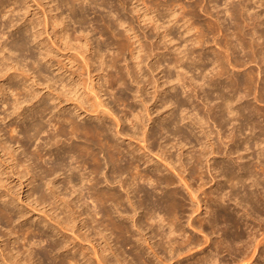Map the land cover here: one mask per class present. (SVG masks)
Returning <instances> with one entry per match:
<instances>
[{
	"label": "bare ground",
	"instance_id": "obj_1",
	"mask_svg": "<svg viewBox=\"0 0 264 264\" xmlns=\"http://www.w3.org/2000/svg\"><path fill=\"white\" fill-rule=\"evenodd\" d=\"M15 1L17 2V0ZM75 1L74 3L71 2L73 4L72 9L75 17H78L79 13L77 12L78 9L76 8L77 5L75 6ZM119 1L122 3L126 2V0H119ZM152 1H154L156 6L161 8V10L156 9L155 7L151 8L146 6L144 4L145 0L142 3L143 4L142 9H139L138 7L136 8L133 7L134 11L137 13L136 17L138 18V20L144 23H147V21H149L148 23H150L149 25H151L150 28L153 31L151 32L153 35L151 34V36L150 35L147 36V38L150 39L149 45H146L145 43L143 44L144 41L143 42L141 41L142 39L138 34L139 31H136V27L133 25V22H129L127 18L126 20L125 17H123L118 13L119 15L116 20L118 24L117 26H122L123 29L124 27L126 28L124 31L125 33L123 32L121 33L119 31L118 32L123 36H125L123 38V40L125 39V41H122V39L121 41L125 42L126 47H128L129 54L131 55V60H132V65L130 64L127 65L126 72L118 67V65L116 64L117 60L115 62H112L111 65H108L105 63L103 59L102 56L103 54L98 55L99 56L98 59L101 60L99 61L101 62L100 69L104 72L105 74L104 77L106 76L105 77L106 83L109 84L110 88L113 90L115 89L116 85H124L128 87L129 84L128 82L130 80L134 83H138L141 86V84L139 83L138 75H140V73L144 71L145 68L143 69L142 64L150 56L156 59L158 58V60L155 59L156 62L153 64V67L149 66L151 72H154V70L161 68L162 62H168L166 55L161 54L158 51L162 49L160 47L161 40L164 41L163 43H167L166 41H168L169 43H173L176 40L174 39L175 38L174 33L172 32L174 26H177L178 29H183L184 33L186 34L192 33L193 30H196V27L194 29V27L191 25V22L188 23V20L190 21L191 19L186 20V17L189 15L194 17L196 15L199 16L198 10L201 7L200 4L199 5L195 4L190 8V10H185L186 8H184V6L181 7L183 3L181 5L178 3L179 0H152ZM156 1L158 2L156 3ZM210 2L214 4L216 0H211ZM245 8L246 6H244L242 10H244ZM143 10L144 12L142 13ZM163 12L167 13V15L165 14L160 15ZM163 16H167V18H169L168 22L164 20L165 18L163 19ZM51 17L54 20V22L58 23V19L60 18L59 16H51ZM250 19L252 20L253 16H251ZM236 20L237 18H235V21ZM259 22L260 25L264 23V21L261 20H259ZM60 23L63 25L62 27L63 34L61 33L60 38L62 37V39L66 41L69 38V34L68 32H65L66 30L65 21L62 19ZM239 25H240L239 23H236L237 26L236 28H238ZM209 26L210 27L214 26V28L216 27L211 23H209ZM221 27H222L221 25H218V28ZM0 28L2 29V27ZM213 29L212 30L209 29L211 30L210 32L212 34H214L215 31L217 32L218 30L217 28H216L217 30L216 29L213 30ZM33 30L36 31L35 29ZM203 31L204 30H201L200 34L192 35L193 39L192 40L190 39L193 42L192 48L189 49L188 47V49H186L185 51L184 50L182 51L179 48H174L176 53L173 52L175 54V57L173 56L174 62L173 61L172 62L176 70H178V75L176 80L178 81L179 85L181 84V88H182L181 90H183L182 93H179L177 91V93L175 92L176 94H174L172 99H167V98L164 99L161 96H159L160 93L158 88L155 91L156 102L162 103L163 108H166L167 106H170V108L172 106L174 107L177 106V108L182 112V115H179L177 113L178 110L176 112L173 111L175 112V114L170 112L171 114L169 113L170 114L169 117H167L165 120L168 121L169 119H172V117L173 119L171 120V122L169 121L170 124L168 125L167 123L166 125L160 124L161 131L166 132L167 134L170 133L171 135L175 137H179L180 140L182 139L184 141L181 140L178 143H173V142L171 143L170 141L168 142L167 140V142L163 141L162 143H159L161 134L153 133L151 136H149L148 135L149 131H147L146 129L144 132H140L141 134L139 133V135H141L140 140L142 143H144L143 152L141 151L142 152L141 156L139 158L137 156H133L132 153L135 154L134 153L135 151L132 150L130 151L132 153L129 152L130 156L125 164L122 163L126 161L125 157L128 154L124 153L125 151L122 149L120 144L116 143L115 141H113V139H111L110 137L111 128L107 126V124L104 121V119L106 120V118H108L109 116H114L115 114L113 115L112 114L113 112H110L111 108L109 109L107 108V104L104 103L103 100H101L98 93H96L95 88H94L95 91L92 88L87 90V91L89 90L91 91L92 89V92L95 94L94 95L95 101L92 100L93 101L92 102L91 99L88 98V95L83 96L85 94L82 95L80 93L81 91L80 85L82 84L84 85V82L81 84V81H76L75 80L76 71L72 72L73 69H71L69 70L71 74H68L70 80H72L71 83H65L63 79L62 80L63 88L61 87L62 90L61 91L57 90V92H55L57 89L54 88V86L56 85L55 82L45 79L43 83L40 80H37L35 76L31 78L32 74H28V71L30 69L26 71L27 68L25 70V67H22V65H20L21 63L18 62L21 59V58L19 59L18 56L20 57V55L22 54L19 55L17 52L18 51L20 52V50L22 48L24 49V47L26 46L24 45L27 43L25 41V38H23L24 40H21L20 42L17 41L18 44L15 41V43L17 44L16 46L14 45L15 47H12L13 45L10 47L8 46V48L7 45L0 46L1 49L0 53L1 52L3 53L6 50L7 53L9 52L11 54V57L7 54L6 55H2V53L0 54V57L2 55V58L0 60V79L5 78L6 80L4 84L3 82L2 85L0 83V95L3 98L6 93L5 92L6 89L4 87L5 84L6 83L8 84L9 80L10 81L16 80L17 78H21L19 81L23 82L22 83L23 86L29 90L27 92V90L25 89L26 93L28 94L30 92L31 97L29 96L28 99V97L25 96L27 94L25 93L23 94V92H25L23 91L24 88L22 92L21 91L22 88L20 89L19 87L20 85H18L19 88L13 87L14 88L13 92L16 91L17 93L16 95L19 96L23 95L22 98L24 97L23 101L22 99H20L21 98L20 97L18 99V102L15 103L13 102L14 104L9 103L10 105L13 106V108L16 111H18L17 112L18 116H22L26 112L30 111V109L34 107L33 100L39 99L41 95L39 94L40 92L37 93L36 90L33 89L36 86L40 87L45 85L46 88L49 90V94L47 95L49 97L52 96L51 101L53 100L54 103L60 106V109H58L59 111L62 110L61 105H63L64 102L67 103L71 101L72 102L76 101L79 107V111L80 110L84 111L86 115L93 117L99 121L97 124L95 125L93 124V126L88 125V123L81 124L76 119L81 116L79 112L76 113L70 112L71 116L69 117L68 116L65 117L63 115L58 116V121L55 122V125H53L57 127L55 133L49 137V144L57 146V154L55 153L52 154L54 156V160H53L54 162H52L53 164H51V167L50 168L48 167L47 170L46 169L45 170L41 169L40 171L37 170L39 173L34 172L39 166L34 168L32 164L30 165L29 162L30 159L24 161L20 160L19 157L16 155V151L12 150V148L9 147L6 143H3V145L0 146L1 153L3 152V157L0 156V190L3 188L6 190L7 186H11L9 189H7V191H5V194L4 193L2 194L0 192V199L3 200L4 204H6L5 205L6 207L4 206L0 207V215L5 216L6 219L8 220V223L14 222L12 217L13 213L8 209V207L10 205H14L15 202L14 200H17L18 197L12 196L14 200L10 198L11 197L10 190L15 191L14 189L15 186L13 187L11 183L10 185H8L9 183L7 184V181H10L11 179H13V177H16L17 180L20 182L19 184L20 187L25 185V183H26L25 185L26 187H31L30 191L33 190V192L30 196H28L29 198L32 197L33 195L34 196L37 195V199H34L33 201L31 200L29 204H26L25 207L26 209H28V211H26L24 208H19V213L21 215V218L26 219L28 213H30L31 211L34 212L38 210V208H40L41 205H43L42 208L44 209L46 208V206L44 205L47 204L48 207L50 206L49 211L48 210L46 211L47 208L45 209L46 212L44 211V214L46 216L45 218L49 221L48 224L46 222L45 227H47V229L50 230L51 234L53 233L55 235H60V237L62 236L64 238L63 241L64 243L62 242L57 243L58 241H55L56 243L53 242V245L50 244H49L50 246L48 245L51 254L46 256H51V257L47 259V261L48 260L50 261V262L48 261L47 263L80 264L79 263L80 256L79 257L77 256L78 257L77 258L76 255L77 253L80 254L82 249L80 250L76 249L74 242L72 241L74 239L71 240L70 238L71 237L75 239L79 238V240L83 239L86 242L90 238L92 239V237L96 238L95 236L97 237L100 236L101 240L104 241L105 245L101 247L99 244V246L101 247L100 251L96 249V247H94L95 249L94 254H96L97 257L96 258L97 264H132L134 263V261L140 264H221L222 261L219 259L220 255L223 253H229V254L233 253V251L236 250L235 249L236 247H234L236 245H239L238 251L240 252V255L239 254L238 255L239 258L240 256L242 257V259L240 258L242 260L241 264H264V125L258 119V116L262 115V112L260 113L261 110L259 109L258 110L256 108L253 109V106L250 102L243 103L242 105L243 99L248 98V95L237 96L238 95L237 92L233 93V95H227V91L225 89L228 90L229 88L223 85L219 81L223 77L224 72L226 71V67L224 64L223 57L218 53H216L217 59L215 60V62L216 63L220 62L218 66L219 69L215 70V74L213 75L212 78L215 80V78L217 77L218 79H216L215 81L212 80L210 84L206 83L207 77L205 73L207 70V66L206 64H204L205 53H206L204 51V48L206 47L205 45L206 43H208L210 39H214L213 38L214 35L211 38L209 37L211 33L208 35L203 34L206 33ZM40 33H41L40 31L39 33L36 32V36L38 38L41 36ZM255 35L258 37L259 40L264 39V32H262L261 34L255 32ZM22 37L23 36H19V38ZM19 38L17 39L19 40ZM75 39L80 40L77 37H75ZM159 39L161 40L158 41ZM70 42H68L67 44H69ZM52 44H56V43H52ZM48 49L50 50L45 51V59H49L48 61L52 60L53 62V58H55L54 57L55 55H53L54 51H52L51 48ZM59 49L61 50V48ZM90 50L91 49L88 48L87 50L86 48V50L84 51L87 54L85 53L86 55H84L83 53V57H82L83 60L85 61V65L87 69H89V67L92 68V66H94L93 63L94 61H91L90 59L91 55H88V52H90ZM94 52L97 53V51ZM15 54L19 60L14 59L16 58ZM42 55H44V53ZM114 59L116 58H113V61ZM188 60L193 61L194 64L199 63L195 67L196 68L195 71H199L197 76L202 78V81H195L194 77L188 76L190 72L185 68V62ZM170 66H172V64L168 62L167 68ZM65 67L66 66L62 64L59 70L62 69L67 70ZM108 67L117 68V71L115 72L116 75H114L112 71L108 72L107 70ZM74 68H76V66ZM11 71H13L12 74L9 73ZM92 71L93 70H91V72ZM105 71H107V73H105ZM78 73L79 72L77 71V75ZM165 77L168 78V75H166ZM126 78L127 79L129 78L130 80L128 81L126 80ZM30 81H31V85L27 87L26 85H28ZM16 82L15 85L19 83L18 82L16 84ZM194 82L196 83L198 82L199 84L198 85L196 83L194 84ZM11 84H14V81L11 82ZM144 84L145 85L143 87H139L137 94H138V98L141 100L145 113L148 117L147 120L148 124L146 123L147 125L146 124L144 125V128H147L149 126V123L155 122V119L152 118L153 113H151V108L149 106L148 101H146V99L144 98L145 94L148 93L147 86H149L152 83L148 81L147 85L146 83ZM207 85L208 86L213 85V87L218 88L216 90L217 96L214 97L204 88ZM12 86H9L10 90H12L11 88ZM53 88L55 89V91ZM84 88L87 89L86 87ZM175 88L173 86V89ZM197 88L203 92V97H202L203 103L201 106L195 105L194 104L195 100L193 101V103L191 101L192 100L191 97H193L192 91L196 90ZM224 90L226 91V93L224 92ZM189 91L190 93L191 92L192 93L189 94ZM54 93L55 95H53ZM93 93H89V95ZM164 93L165 91H162V94ZM25 97L27 98L25 99ZM263 97H264V92L262 91V93H260V97H256L255 99L263 100ZM190 101H191V106L195 112H192L193 114L189 113V115H187L185 113L186 115H183L184 114L183 112H185L188 109L187 106L189 104L188 102ZM37 102L40 103L41 108L38 111L34 112L33 113L34 115L38 114L39 112L41 113L45 112L46 110L49 109V107L45 105L46 104L45 99L42 100V98H40ZM24 103L25 104L27 103L28 105V107L25 108L26 111L22 109L23 107H20ZM206 107L207 109H205ZM125 117H122V119ZM136 118L138 119V116ZM188 120L190 122H186ZM117 121L120 125L121 122L120 118ZM41 122L42 121L39 122L35 121L34 123H32V125H29L30 127L27 126L28 128L22 131L24 138H27L29 141H37L40 135L45 132L44 124H42ZM65 123H68L69 125L67 124L65 125ZM173 124L176 126L175 130L171 129V126ZM180 124H184L186 125V127L189 126L193 138L191 137V135H189L190 133L188 134L189 131L186 132L185 130L182 129L183 127L182 128L180 127ZM211 124L214 125L215 129L211 127ZM136 125L137 124L132 122V127H133L132 129L135 131L137 130L140 131L138 128H136ZM67 126L69 127L67 128ZM196 129L198 130L196 131ZM121 130L117 131V134L119 136H121L122 134L128 135V133H126L124 129ZM247 130L251 131V133H249L250 136L246 135ZM15 131L16 130L14 129L13 132ZM135 131H134V135H137L135 134L136 133ZM81 138H83L84 140L83 144L74 142L75 140H79ZM67 139L73 140L74 143H69L70 146L66 149H64L65 147L63 148L59 147L60 143L62 141L65 142V140ZM188 144H191L192 148L194 149L193 154L191 153L190 155L191 157L189 159L192 165L191 168L189 169L191 170L190 174L192 173V177L195 180L200 181V184L197 183L198 187L196 190H194L193 184L191 183L193 189H190V195H191L190 200L192 201L188 202L189 198H187L186 194L181 192L180 188L178 187L174 188L172 192H165V194L163 193L164 194L163 197L161 198L158 197V195L156 194L157 186L161 188V186L164 185V189H166L167 191V188L171 186H175L177 183L175 182V179L165 176L163 177V175H162L163 178L161 176H158L159 174H161V172H163V168L161 164H158L157 162L153 164L155 166L153 170L156 171L155 174H149L147 172H143V170H141L140 167L141 161L144 159V163L147 167L148 164L152 162V160L150 161V154H153L156 148H159V151L157 150L159 153L158 152L155 153L156 156H158L159 159H161V161L164 162V164H166L167 168L170 167L169 169H172L173 171L179 170V174L177 173V175L181 177L180 181H182L183 184L185 183L187 189H189L191 188L190 187L191 184H188L187 183L188 180L185 178V176H182L180 174V172L182 173L183 170H186L185 169L186 163L182 158L185 156L183 149ZM197 146L199 148L195 149V147ZM173 150L180 151L178 155H176L177 158H175L174 153H172ZM42 151L43 149L37 148L36 156L43 158ZM101 153H104V158L106 160L104 162L105 163L104 165L109 168L110 171L109 174H108L109 171L107 173L103 172L104 165L102 164L99 157ZM145 158L147 159L145 160ZM74 160H76V162H83V164H85L87 160L91 161L93 167L92 172L95 176L93 175L92 178H86L84 177V174L83 176H81L82 174L79 175L76 172L77 169H79V167L74 166V162H73ZM177 163H179V167H177L178 166ZM63 170H65V173L67 174L65 179H66L67 187L68 186L69 187L66 188L67 191L70 189L69 190L70 192L68 191L69 192L68 195L67 194L65 195L60 190L59 184L55 179L52 178L53 176L58 175ZM124 175L127 176L123 178ZM3 176L5 177L7 176L6 177L7 181L3 179L4 178ZM128 176H130V178L132 179V183L128 182ZM36 182H38V185L35 186ZM84 182L90 183V185L88 184L90 187L89 186L88 187H89L90 199L94 203L93 208L92 206L90 207L88 205L87 200L83 196L84 189L82 188V183ZM103 183H105L106 186L102 187ZM146 183H148L151 186V188H147ZM210 183H214V185L208 187ZM43 186H47L48 191L46 189H43L42 188ZM42 189L44 190V193H46L45 190L48 193L41 194ZM29 200L30 199H28V201ZM16 205L14 206L15 208L17 207ZM188 212L191 213L188 216L192 217V221L188 222L189 228H192L193 230L199 232L201 235H204L205 238L203 236L202 237L206 241L205 244H207L210 241L209 238L210 235L214 234L215 236L216 235L219 236L218 239L215 237L216 238L215 239L216 241L214 242L215 248H213L215 249L214 250L215 254L213 252L212 254L211 251L207 253L206 249L204 251H201L200 253L195 254L194 250L201 245L202 238H200L199 235H198L199 237L198 236L191 237L187 235V229L184 227L185 225H183L184 223L182 219L187 216L186 214ZM157 213H159L160 215H157ZM161 213L163 215H161ZM203 214L205 216L202 217ZM21 218L19 217V219ZM37 222L39 224H41L42 222L44 223V221L41 220L40 218L37 220ZM51 223H53V225ZM79 225H81L82 227L81 230L79 229L80 228ZM19 226L20 227L18 229L19 230L18 233L21 232L22 234L26 235V237L23 235L25 241L23 243V248L26 245H31V247L32 246L35 247L36 245L39 246L40 244L42 245L41 243L42 240L37 239L36 242H33L34 240L32 241L31 235L33 236L34 231H36L31 228L32 224L31 226L28 225L29 227L28 226L23 227V225L22 227L21 225ZM84 228L87 229L86 232L81 233ZM38 231L40 233V230ZM70 231L73 235V236L70 235L71 237L68 236L67 234ZM77 232H79V234ZM108 235L111 236L115 235V240L117 239V242L114 243L115 244L114 247L112 246L113 244L111 245L110 243L111 241H109L111 239L108 237ZM48 237H50V235ZM52 238H54V236ZM154 239H156V241L152 242ZM94 240H97V238ZM19 241L17 243L21 242ZM131 244H132V248L136 252V255H134L135 257L132 259V261H129L125 256L126 254H124L122 251V246L131 245ZM6 245L5 247H7ZM72 250H74V252H71ZM28 251L30 250L28 249ZM34 251L32 250L30 252L26 251L28 253L27 255L23 251V249H21L20 251L18 249L17 254L20 255L21 253L20 255L21 257H18L19 255L17 256L14 255L16 256L14 257L12 255L14 253V252L12 253V250L9 251L8 254L11 263L13 262L14 264H22V263L33 264L34 262L32 261H34L33 259L36 258V257L34 258V255L38 254L39 256H41V253L39 254V250L38 252H34ZM66 251L67 254H64V252L66 253ZM47 252L48 250L46 251V254ZM108 252L109 255L112 256L113 260L109 258ZM24 253L26 256L23 257ZM53 253H56V255L52 256ZM201 253L202 255L197 257ZM4 255L2 256L3 258L2 257L0 258H2L3 259L2 261H4L5 263V261L7 260L9 261V259L6 260L5 258L6 256L4 257ZM81 257L83 258L82 260L80 259V262L85 260V262L83 261L84 264H94V262L91 260V257L89 258L88 256H86V253L84 251L81 252ZM191 257H194V259H191ZM190 259L192 261H190ZM8 261L6 263H8ZM39 263L41 264V261Z\"/></svg>",
	"mask_w": 264,
	"mask_h": 264
},
{
	"label": "rangeland",
	"instance_id": "obj_2",
	"mask_svg": "<svg viewBox=\"0 0 264 264\" xmlns=\"http://www.w3.org/2000/svg\"><path fill=\"white\" fill-rule=\"evenodd\" d=\"M74 1L69 0V2H68V0H17V2H16L15 0H0V5H1V7H0V27H2V29L0 28V30H1L0 31V46L1 45H3V46L7 45V48H8V46L10 47L13 45L12 47H15L18 44L17 41L20 42L21 40H24L23 38H25V41L27 43L25 42L26 44H24V45H26L25 46L26 48L25 47H24V49L22 48L21 50L23 52L20 50L21 53L19 51L17 52L19 55L22 54V55H20V57L18 56V58L19 59L21 58L20 60H22V61H20L16 57L17 53L15 54L16 58H14V59L15 60L18 59L19 61L18 60L17 61L21 63L20 65H22V67H25V70L27 68L26 71H28L29 69L31 70V71L30 70L28 71V74H32L31 78H33L35 76L36 79L40 80L41 82H43L45 79L46 80L48 79L50 81L55 82L56 85L54 86V88L55 89L57 88L56 91L53 88L55 92H57V90L58 91L62 90V88H63L62 80L63 79H64L63 81L65 83H71L72 80H70L69 75H68V74H71V72L69 71L71 69H73L72 72L76 71L75 80L81 81V84L84 82V85L83 84L80 85V90H81L80 93L82 95L85 94L83 96L88 95V98H90L91 101L92 100L95 101V99H94L95 94L92 92V89L94 91L96 89V93H98L101 100H103L104 103L107 104V108L108 109L111 108L110 112H113L112 113L113 115L115 114L114 116H109L108 118H106V120L104 119V121L107 124V126H109L111 128V131H110L111 139H113V141H115L116 143L120 144L122 149L125 151L124 153L128 154L125 157L126 161H124L122 164H125L127 162V159L129 158L130 153H132L130 151H132V150L135 151L134 153L136 154L135 155L132 153L133 156H137L138 158L141 156V154L143 152L144 143L141 142V140H140L141 135H139V133L144 132L146 129H147V131H149L148 132L149 136H151L153 133H160L161 134V138H160L159 143H162L163 141L167 142V140H168V142L170 141L171 143L172 142L178 143L179 141L182 140V139L180 140L179 137H175V136L171 135L170 133L167 134L166 132L161 131V128H160L161 125L160 124L166 125V123H167V125H168V124H170L171 120L173 119V117H172V119H169L168 121L165 120L171 114L170 112L175 114V112L178 110L177 113L179 115H182V112H181V110H179L177 108V106H175L176 108L174 106H172L171 108H170V106H167L169 108H167V107L163 108L162 103L156 102L155 91L158 88L159 93H160L159 96H161L164 99L165 98L172 99V97L174 96V94L177 93V91L179 93H182L183 90H181L182 89L181 84L179 85L178 81L176 80L177 75H178V70H176V68L174 67V64H173V62H174L173 59L175 57L174 53H176L174 48H179L182 51L183 50L185 51L186 49H188V47H189V49L192 48V46H193L192 45L193 42L191 41L193 39L192 35L200 34L201 30H204L203 32H206V33L202 32L203 34H207V35L210 34L211 33L210 31L214 28V26L210 27L209 23L216 26L213 30H215L216 28L218 30L216 29L217 32L215 31L214 34H212V33L210 34L209 37L212 38L214 35V37H213L214 39H210L208 41V43H206V45H205L206 47L204 48V51L206 52L204 64H206V66H207L206 73L204 72L206 77H207L206 83L210 84L211 81L214 80L212 78H213V75L215 74V70L219 69L218 66H219L220 62L219 63L215 62V60L217 59L216 53H218L223 57L224 64L226 67V71L224 72L223 77L219 81L223 85H225L229 88L228 90L225 89L227 91V95H233V93H235V92L238 93L237 96L248 95V98L243 99L242 105H243V103L250 102L253 106V109L256 108L257 110L258 109L261 110L260 113L262 112V115L258 116V119L264 125V97H263V100H261L260 98H259L260 100L255 99L256 97H260V93H262V91L264 92V39L259 40L258 37L255 35V32L256 33L258 32L259 34L264 32V23L262 25H260V22H259V20L264 21V0H248V1L247 0H219V1L216 0L215 3L213 2L214 4H212V2H210L211 0H179L178 3L180 5L183 3L181 5V7L184 6V8H186L185 10H190V8L193 5H195V4L199 5L200 4L201 7L198 10V13H199L198 15L201 17H199L197 15H196L197 17L191 16V15L187 16L188 18L186 17V20L191 19L190 21L188 20V23L191 22V25L194 27V29L196 27V30H193L192 33L186 34V33H184L183 29H178L177 26H174L172 29V32L174 33V37H175L174 39H176V40L173 43H169L168 41H166L167 43H163L164 42L163 40H161V39L158 40V41L161 40L160 41L161 42L160 47L162 48L161 50L159 49L160 51H158V52L166 55L168 62L171 63L172 66L167 68L168 62H162L161 68H158V69L154 70V72H151V70L149 69V66L153 67V64L156 62L155 61L156 58L150 56L148 58L149 60L146 59L145 62L142 64L143 69L145 68L144 71H142L140 73V75H138L139 76L138 77L139 83L141 84V86L138 83L132 82L129 78L128 79L126 78V80L131 81V82L130 81L128 82L129 83L128 87H126L124 85H116L114 90L111 89L109 84L106 83V80H105L106 76L104 77L105 74L100 69L101 68V66H100L101 62H99V61H101V60L98 59V57H99L98 55L103 54L102 55L103 59H104L105 63L108 65H111L112 62H115L117 60L116 64L118 65V67L120 69L124 70L125 72L127 69V65L128 64L132 65V60H131V55L129 54V49H128V47H126L125 42H122V41H125V39L123 40V38L125 36H123L122 34L119 33V32L125 33L124 31L126 28L124 27V29H123L122 26H117L118 24H117L116 20H117L119 14L122 15L123 17H125V19L127 18L129 22H133V25L136 27V31H139L138 34L140 35V38L142 39L141 41L142 42L144 41L143 44L144 43L146 45L150 44L149 43L150 39H148L147 36H149V35L151 36V34H152L151 32H153L150 28L151 25H149L150 24V23H148L149 21H147V23H144V22H141L140 20H138V18L136 17L137 13L134 11V8H136V7H138L139 9L143 8L142 3L144 0H126L125 3L124 2L122 3L119 0H96V1L95 0H83L84 2L80 1V0H76L75 6L77 5L76 8L78 9L77 12L79 13L78 17H75L73 9H72V5H73L72 3H74ZM146 1H148V2H146ZM151 2H153V3H151ZM157 2L158 1H156V3ZM68 3H70L71 5ZM144 4L148 7H151V8L155 7L156 9L161 10V8L156 6L154 1H152V0H145ZM244 6H246V8L244 10H242L244 8ZM55 9H57V10H55ZM51 10H53V11H51ZM143 12H144V10L142 11V13ZM164 14L167 15V13H165V12L161 13L160 15H164ZM168 15H170V14H168ZM51 16H59L60 18L58 19V23L54 22V20L52 19ZM251 16H253L252 20L250 19ZM48 17H50V18H48ZM244 17H245V19H244ZM76 18H78V19H76ZM235 18H237L236 21H235ZM62 19L65 21V24H66L65 32H68V34H69V38L66 40L67 42L64 39H62V37L60 38L61 33H62V27H63V25L60 23V21ZM163 19L166 22H168V20H169V18H167V16H163ZM35 22H37V23H35ZM139 22H141V23H139ZM205 23H207V24H205ZM236 23L240 24L238 28H236L237 27ZM166 25H168V24H166ZM218 25H221L222 27L218 28ZM208 28L211 30H209ZM33 29H35L36 31H34ZM219 29L222 31H220ZM39 31L41 32L40 33L41 36L38 38L36 36V32L39 33ZM114 31L116 32V34ZM119 34L121 37L119 36ZM74 35H76V36H74ZM145 35H146V37H145ZM19 36H23V37L19 38ZM72 37H74V38H72ZM75 37H77L80 40L75 39ZM17 38H19V40ZM121 39H122V41H121ZM146 40H148V41H146ZM15 41L17 44L15 43ZM68 42H70L69 43L70 45L67 44ZM52 43H56V44H52ZM47 44H48V46H47ZM73 47H74V49H73ZM166 47H168V48H166ZM48 48H51V50L54 51V53H55V54L53 53V55H55L54 56L55 58H53L54 63L52 62V60L48 61L49 59H45V51L50 50ZM59 48H61V50ZM86 48H87V50H88V48L91 49L90 52H88V55H91L90 59H91V61H94L93 62L94 66H92V68L89 67V69H87V67L85 65V61L82 58L83 53H84V55L87 54L84 51V50H86ZM94 51H97V53L98 52L99 53L97 54ZM42 52L44 53V55H42L43 54ZM81 53H82V56H81ZM92 53L95 54L97 57L95 55H93ZM6 54L11 57V54L9 52L7 53V51L5 50L2 53V55H6ZM2 55L0 57V60L2 58ZM9 56H7V57H9ZM73 58H74V60H73ZM113 58H116V59H114V61H113ZM55 60H58V61H55ZM156 60H158V58ZM198 60H199V58H198ZM188 61L185 62V68L187 70H189V72H190V74L188 76L194 77L195 81H202V78L197 76L199 71H195V69H196L195 67L199 63L194 64L193 61H190V60H188ZM59 63H61V64H59ZM62 64L66 66L65 68L67 70H65V69H64L65 71L63 69L59 70V68ZM75 66H76V68H74ZM78 68H79V70H78ZM83 69H85L87 71H85ZM88 70H90V71H88ZM91 70H93V71L91 72ZM107 70H108V72L112 71V73L114 75H116L115 72L117 71V68H109L108 67ZM77 71L79 72L78 75H77ZM9 73L12 74L13 71H11ZM105 73H107V71H105ZM166 75H168V78L165 77ZM125 77H126V74H125ZM141 77L144 79H142ZM173 78L175 81L173 80ZM20 79L21 78H17L16 80H11V81L9 80V82H8L9 85L6 83L7 85L5 84V86H4L6 89L5 92L6 93L8 92V93L7 94L5 93V96L3 98L0 95V146L3 145V143H6L9 147L12 148V150L16 151V155L19 157L20 160L24 161V160L30 159L29 160L30 165L32 164L34 168L39 166L34 171L35 173L36 172L39 173L38 171H40L41 169L47 170L48 167L49 168L51 167V164H53L52 162H54L53 161L54 156L52 154L53 153L57 154V146L49 144V137L55 133V130L57 127H55L53 125H55V122L58 121V116L63 115L65 117L66 116L69 117V116H71L70 112H72V113L79 112L81 116L79 118H76V119L81 124L82 123H84V124L88 123V125L93 126V124L95 125L99 121L93 117L86 115L84 111H81V110L79 111V107H78L76 101H73V102L71 101V102H67V103L64 102L63 105H61L62 110L59 111L58 109H60V106L57 105L56 103H54L53 100L51 101L52 96L49 97L47 95V94H49V90L46 88L45 85L40 86V87L36 86L37 88L35 87L33 90H36L37 93L40 92L39 94H41V95H40L39 99L40 98H42V100L45 99V103H46L45 105L47 107H49V109L46 110L45 112H42V113L39 112L38 114L34 115L33 113L38 111L41 108L40 103L37 102L39 99L38 100L35 99V100H33L34 107L32 109H30V111L26 112L24 115L18 116L17 115L18 111H16L13 108V106L10 104L13 102L14 103L18 102V99L20 97H21L20 99H22V101L24 100V97L22 98L23 95L19 96V95H16L17 94L16 91L13 92V89H14L13 87H16V88L20 87V89L22 88L21 91L24 88L23 91H25L26 87L23 86V84H22L23 82L19 81ZM151 79H152V81H151ZM216 79H218V78L216 77L215 80ZM13 81H14V84H11V82H13ZM148 81H150L152 84L147 86L148 93L145 94L144 98L149 103V106L151 108V113H153L152 118L155 119V122L149 123V126L147 128H144V125L147 123L148 117L145 113V110H144V107L141 103V100L138 98L137 93H138L139 87H143L145 85L144 83H146V85H147ZM2 82H3V84H4V82H6L5 78L0 79L1 85H2ZM15 82H16V84L18 82L19 83L17 85H15ZM168 82H171L173 84L168 83ZM195 83L196 82H194V84ZM196 84L198 85L199 83L197 82ZM18 85H20V86L18 87ZM30 85H31V81L26 86L28 87ZM9 86H12L11 87L12 90H10ZM173 86H174V88L175 87L176 88L173 89ZM211 86L207 85L204 88L210 94H212L215 97V96H217L216 90L218 88L213 87V85H211ZM84 87H86L87 89H85ZM90 88H92L91 91L90 90L87 91ZM26 90H27V92L29 91L28 89H26ZM222 90H223V88H222ZM225 90H224V92L226 93ZM162 91H165V93L162 94ZM192 92H191L192 96H193V97H191L192 103L195 100L194 104L201 106L203 103L202 102L203 92L200 91L198 88ZM24 93L27 94L26 91L23 92V94ZM89 93H93V94L89 95ZM191 93L189 91V94H191ZM53 95H55V93ZM17 96H19V97H17ZM25 96H27L29 99L30 92ZM139 96H140V94H139ZM183 96H185V95H183ZM27 97H25V99ZM191 101L188 102L189 104L187 106L188 107V109L186 110L187 112L186 111L183 112L184 113L183 115H186V114L189 115V113L193 114L192 112H195L191 106ZM196 102H197V104H196ZM20 107H23L22 109H24L26 111L25 108H27L28 105H27V103L26 104L24 103ZM173 107H174V109H173ZM205 109H207V107ZM173 111H175V112H173ZM178 114H176V115H178ZM115 116L117 117V119ZM137 116H138V119L136 118ZM122 117H125V118L122 119ZM119 118L121 121L120 125L117 121ZM35 121H37V122L42 121L41 123L44 124L45 132L40 135V137L38 138L37 141H29L27 138H24L22 131L25 130L26 128H28L27 126L32 125V123H34ZM132 122L137 124L136 128H138L140 130V131L137 130L138 133H137V131L132 129L133 128ZM186 122H190V121L188 120ZM66 124L69 125L68 123H65V125ZM68 127L69 126H67V128ZM180 127L181 128L183 127L182 129L185 130L186 132L189 131L188 134L190 133L189 135H191V137L193 138V136L190 132L189 126L186 127V125L180 124ZM211 127L213 129H215L214 125H212V124H211ZM14 129L16 130L15 132H13ZM121 129H124L125 132L128 133V135L122 134L121 136H119L117 134V131H119ZM171 129L175 130L176 126L173 124L171 126ZM197 130L198 129H196V131ZM134 131L136 132L135 134H137V135H134ZM121 132H122V130H121ZM246 133H247L246 135L250 136L249 133H251V131L247 130ZM193 135H194V133H193ZM136 136H137V138H136ZM165 137H166V139H165ZM182 141H184V140H182ZM188 141H186V142H188ZM74 142L79 143V144L80 143L83 144L84 140H83V138H81L79 140H75ZM74 142H73V140L67 139V140H65V142L62 141L60 143L59 147H62V148L65 147L64 149H66L70 146L69 143H74ZM163 146H164V143H163ZM37 148L43 149V151H42V154H43L42 157L43 158L36 156ZM198 148H199L198 146L195 147V149H198ZM157 150L159 151V148H156L154 153L150 154V161L152 160V162H150L147 167L144 163V159L141 161V165H140L141 170H143V172H147L149 174H155L156 171H153L155 168V166L153 164H155V162H157L158 164H161V166L163 168V172H161V174H159V175L157 173V175L161 176V177L163 175V177L165 176V177L175 179V182L178 185L176 184L177 186L175 185V186H171V187L167 188V191H166V189H164V185H162L161 188L156 185L157 186V190H156L157 193L156 194L158 195V197L161 198L164 196L165 192H172L174 190V188L178 187V188H180L181 192L186 194V197L189 198L188 202H191L192 200H190L191 199L190 189H193V187H194V190H196L198 187V184H200V181L195 180L192 177V173L190 174L191 170H189L192 166L189 159L191 157L190 156L191 153L193 154V150H194L192 148V145L188 144L183 149L185 156L182 159L186 163L185 169L187 171L183 170L182 173L180 172V174L182 176H185V178L188 180L187 181L188 184H191V183L193 184V187L191 184V186H190L191 188H189V189H187V186L185 185V183L183 184V182L180 181L181 177H179V175H177V173L179 174V170L173 171L172 169H169L170 167L167 168L166 164H164V162H162L161 159H159V157L156 156L155 153L158 152ZM179 152H180L179 150L178 151L173 150L172 153H174L175 158H177L176 155H178ZM0 153H1V149H0ZM0 156L3 157V152L0 154ZM99 157H100L102 164L104 165L105 164L104 162L106 161L104 158V153H101ZM146 159L147 158H145V160ZM73 162H74V166L79 167V169H77V171H76L79 175L82 174L81 176H83V174H84V177H86V178H92L93 177L94 174L92 172L93 167H92L91 161L87 160L85 164H83V162H76V160H74ZM177 164H178L177 167H179V163H177ZM108 171H109V168L104 165L103 172L107 173ZM109 173H110V171L108 172V174ZM66 176H67V174L65 173V170H63L58 175H55L52 178L57 181V183L60 186V190L65 195L66 194L68 195L70 192L69 191L70 189L68 190L69 191L68 192L67 188L69 186L67 187V184H66V179H65ZM126 176L127 175H124L123 178H125ZM3 177H4L3 179H5V181H7V178H6L7 176L6 177L3 176ZM128 182L132 183V179L130 178V176H128ZM10 183L13 187L15 186L14 189L16 192L13 190H10L11 197L10 196L9 197L13 200H14L13 197H18V199L14 200L15 201L14 205H10L8 207V209L10 211H12V213H13L12 214L13 221H14L13 223H8V220L6 219V217L3 215H0V257H2L5 254L4 257L6 256L5 257L6 260L9 259V261H10L9 262L7 260L8 263L14 264L13 262L11 263V260H10L9 254H8L9 251L12 250V253L13 252L14 253L13 254L11 252L10 253L13 256L14 255L17 256V255H19V254H17L18 249H19V251L21 249H23V251L27 255H28L27 252H30L31 250L34 251L35 249H37L34 252H38V250H39V254L41 253V256H39L38 254L34 255V258L35 257L36 258L33 259L34 261H32V262H34L35 264L36 263L40 264L39 262L41 261V264H49V263H47L49 261V260L47 261V259H49V257H51V256H46V255L51 254L49 251V246L53 245V242H55V241H58L57 243H61V242L64 243L63 242L64 238L62 236L60 237V235H55L53 233L51 234L50 230H48L47 227H45L46 222L48 224L49 221L45 218L46 216L44 214V211L46 208H47L46 211L47 210L49 211L50 206L48 207L46 204V205H44V206H46V208L44 209V208H42L43 205H41L40 208H38V210H36L34 212L31 211L30 213H28L26 219L21 218V215L19 213V208H24L26 211H28V209H26V207H25L26 204H29L31 202V200L33 201L34 199H37V195H35V196L33 195L32 196L33 199H32V197L29 198L28 196H30L32 194L33 190L30 191L31 187H26L25 186L26 183H25V185L20 187L19 186L20 182L17 180L16 177H13V179H11L10 181H7L8 185H10ZM85 183H87V182L82 183V188L84 189L83 190L84 191L83 196L87 200L88 205L90 207L92 206V208H93L94 203L90 199V194H89L90 183H87V184H85ZM103 184H102V187L106 186L105 183H103ZM36 185H38V182L35 183V186ZM211 185H214V183H210L208 185V187H210ZM146 186H147V188H151V186L148 183H146ZM10 187L11 186H7L6 190L3 188L0 190V192L2 194L3 193L5 194V191H7V189H9ZM42 188L47 190V186H43ZM43 189L41 190V194L44 193ZM46 190H45L46 193H44V194L48 193L47 192L48 190L47 191ZM7 199H8V197H7ZM28 199H30V200L28 201ZM13 200H11V201H13ZM0 205H1L0 207H3V206L6 207L5 206L6 204L3 203L2 199H0ZM15 205L17 206L16 208L14 207ZM196 206H197V204H196ZM189 208H190V206H189ZM42 209H44V210H42ZM190 214L191 213L188 212L186 214L187 216L182 219V221L184 223L183 225H185L184 227L187 229V235H189L191 237L199 235L200 238H202V243L200 245L201 247L199 246L200 248L197 247L194 250L195 254L200 253L201 251H204L205 249L207 250V253H209L210 251H211V253L212 252L214 253L215 252L214 251L215 249H213V248H215L214 242L216 241L215 239L216 238L218 239L219 236H217V235L215 236L214 234H212L210 236L208 235L210 238V241L207 244H205L206 241L204 239L205 238L204 235H201L199 232L193 230L192 228H189L188 222L192 221V217L188 216ZM115 215H117V214H115ZM157 215H160V214L157 213ZM161 215H163V214L161 213ZM18 216L21 219H19ZM203 216H205V215L203 214L202 217ZM39 218L41 220H43L44 223L42 222L41 224H39L37 222V220ZM26 221H27V223H26ZM31 224H32L31 228L33 230H36L33 233L34 235L33 236L31 235L32 241L34 240L33 242H36L37 239L42 240L41 241L42 245L40 244L39 245L40 247L37 245L35 247L34 246L31 247V245H26V246H24V248H25L24 249L23 243L25 242L24 236L26 237V235L22 234L21 232L18 233L19 232L18 229L20 227L19 225H21V227H22V225H23V227L24 226L27 227L28 225L31 226ZM51 224L53 225V223H51ZM79 227H80L79 229L81 230V228H82L81 225H79ZM79 229H78V231H79ZM38 230H40L41 234L39 233ZM86 230L87 229L84 228L81 233L86 232ZM77 233L79 234V232H77ZM67 234H68V236H70V235L73 236L71 231L68 232ZM108 234H109V231H108ZM49 235H50V237H48ZM40 236H41V238H40ZM53 236H54V238H52ZM95 237L97 238V240H94L96 238L92 237L93 240L90 238L92 241L89 239L88 240L89 243H88V241L85 242V240H83V239L79 240V238L75 239V238L71 237L70 239L75 240V241L74 240H72V241L74 242L76 249H79V250L82 249L81 252L84 251L86 253V256H88L89 258L91 257V260L94 262V264H97V259H96L97 257H96V254H94L95 253L94 247H96V249H98L100 251L101 247H103V245H105V243H104V241L101 240L100 236H98V237L95 236ZM108 237L111 239L109 241H111L110 243H111V245L113 244L112 246L114 247V245H115L114 243L117 242V239L115 240V235H113V236L108 235ZM16 240H18V241L20 240L21 242L19 241L20 243H17L18 241H16ZM154 241H156V239H154L152 242H154ZM203 243H204V245H203ZM6 244H8V245H6ZM99 244L101 247L99 246ZM5 245L7 247H5ZM41 246H42V249H41ZM19 247H22V248H19ZM72 247H73V245H72ZM234 247H236L235 248L236 252L233 251V253H231V254L223 253V254H221L222 256L220 255L219 259L222 261L221 264H235V263L241 264L242 263V260H241L242 257L240 256L241 259L239 258V255H240V252L238 251L239 245H236ZM27 248L30 251H28ZM44 248H46V249H44ZM47 250L49 253L47 252V254H46ZM122 251L124 254H126L125 256L129 261H132V259L135 257L134 255H136L135 250L132 248V244L131 245H123ZM71 252H74V250H72ZM81 252H80V254L77 253L76 257L77 256L81 257ZM25 253H24V255L22 254L23 257L26 256ZM11 254H10V256H11ZM64 254H67V251H66V253L64 252ZM20 255H21V253H20ZM20 255L18 257H21ZM54 255H56V253L52 254V256H54ZM201 255H202V253L199 254L197 257H199ZM16 256H14V257H16ZM108 256L110 259L113 260L112 256L109 255V252H108ZM80 257H79V263L84 264L85 260H83L84 262L83 261L80 262V259L82 260V258H83V257H81V258ZM2 258H0V264L2 262H3L2 264H8V263H6L7 261H5V263H4V261H2L3 260ZM191 259H194V257H191ZM191 259H190V261H192ZM240 260H241V262H240ZM132 264H140V263H136L134 261V263H132Z\"/></svg>",
	"mask_w": 264,
	"mask_h": 264
}]
</instances>
